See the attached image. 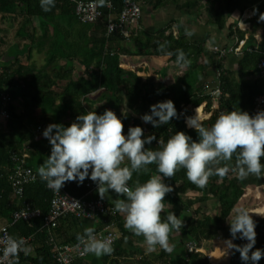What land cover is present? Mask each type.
<instances>
[{"label":"trees","instance_id":"obj_1","mask_svg":"<svg viewBox=\"0 0 264 264\" xmlns=\"http://www.w3.org/2000/svg\"><path fill=\"white\" fill-rule=\"evenodd\" d=\"M82 1L98 3L101 16L95 22L77 21L76 4L68 0H54L50 11L42 9L41 0H0V66L6 70L1 85L16 94L14 101L7 105L8 133L3 134L0 130V212L8 208L16 211L23 202L14 193L12 153H21L25 144L32 142L35 151L31 154V165L38 175L39 167L35 162L40 157L46 160L51 154L49 140L35 134L39 124L68 127L88 109L102 114L110 109L123 120L125 135L130 127L140 126L144 129V138L156 136V140L145 147L157 149L160 138L166 143L179 131L198 140L196 130L186 122L188 116L194 117L196 102L202 103L203 115H206L202 125L205 127H211L221 113L228 111L240 109L251 115L264 111V77L259 69L264 60V20L260 19L264 15V0H156L159 8L179 5L181 13L199 20L205 27L215 28L228 38L229 43L224 47L207 46L204 42H192L190 36L182 32L177 37L170 32L168 37L159 39L141 27L125 24L123 30H116L111 37V53L105 49V33L110 19L119 21L124 0ZM148 1L139 0L141 6ZM12 21L18 22L17 28L25 32L17 35L22 40L23 50L16 56L6 47L10 42L8 24ZM246 36L249 39L240 55L229 52ZM39 38L49 40L53 47L49 64L42 68L30 65L32 44ZM52 38L57 40L54 45ZM179 50L188 61L184 66L177 62ZM226 52L229 53L225 55ZM5 55L10 60L8 63L4 62ZM231 57L236 58L240 71L232 70ZM135 58L153 62L166 60L174 67L171 72L178 74L182 70V74L178 77L164 75V66L153 71L146 63L135 68L132 64ZM128 61L131 62L129 67L125 66ZM187 68L189 70L185 72ZM217 89L222 91L224 98L215 104L211 94ZM96 91L99 93L95 103L85 106L82 98ZM167 100L174 102L178 118L160 127L143 122L141 117L150 114V106ZM148 168L146 173H134L129 186L134 188L137 183L143 184L158 174L155 163ZM164 182L174 189L165 198L177 203L174 211L191 210L209 200L219 201L220 213L216 217L197 207L194 217L185 223L192 239H210L215 229L225 227L230 214L235 215L234 209L249 207L262 210L261 218L256 220L257 240L253 251L264 249V175L241 179L229 172L224 178L211 177L206 187L198 188L187 179L186 170L180 169L172 178H164ZM64 188L76 197L87 191L78 182H66ZM52 194L41 178L36 185L27 187L25 199L35 202L46 215ZM187 194L195 195L184 201L182 197ZM73 226L72 220H62L52 235L62 244L73 243L83 235H79ZM11 234L21 243L23 236L31 238L29 244L22 245L15 264H58L47 247L49 232L44 228L43 219L21 220L16 224L15 233L11 231ZM245 243L246 240L241 245ZM107 255L115 257L117 253L112 250L110 254H104V258L92 254L73 264H99ZM199 262L210 263L207 257ZM236 264L245 262L240 257ZM258 264H264V258Z\"/></svg>","mask_w":264,"mask_h":264},{"label":"clouds","instance_id":"obj_2","mask_svg":"<svg viewBox=\"0 0 264 264\" xmlns=\"http://www.w3.org/2000/svg\"><path fill=\"white\" fill-rule=\"evenodd\" d=\"M41 7L50 11L54 0H41ZM260 19L264 20V15ZM177 62H182L181 66L188 63L182 50L178 52ZM173 118H178V113L172 100L150 106V114L141 117L153 127L168 124ZM186 122L196 130L198 140L179 131L166 143L160 138L157 149L145 147L156 136L144 138V129L140 126L130 127L125 135L123 120L110 109L103 114L88 111L78 115L68 127L50 124L43 136L50 142L51 154L40 165L39 175L50 188L58 190L66 182L82 184L90 178L97 183L101 199L114 191L118 197H124L114 201V211L125 214V227L134 235L142 236L149 251L159 246L171 252L169 236L184 225L175 212L162 218L165 198L174 190L164 178H172L184 169L192 184L204 188L211 177L224 178L229 172L241 179L264 175V111L255 115L240 109L221 113L211 127L203 126L198 115L187 118ZM154 163L158 174L134 188L129 186L134 173H146ZM234 213L228 219L232 239L225 241L227 249L239 252L245 264L249 261L258 264L264 258V249L253 251L257 224L252 212L237 208ZM235 239L247 243L237 245L232 242ZM78 240L86 251L97 256L113 250L111 238L97 239L93 228H86ZM17 247V242L11 241L6 253H14Z\"/></svg>","mask_w":264,"mask_h":264},{"label":"built area","instance_id":"obj_3","mask_svg":"<svg viewBox=\"0 0 264 264\" xmlns=\"http://www.w3.org/2000/svg\"><path fill=\"white\" fill-rule=\"evenodd\" d=\"M75 2L76 4V16L82 23H93L101 16L99 5L95 1L84 2L82 0H68ZM143 17V10L139 0H124V9L119 18V22L109 20L108 28L105 36V49L106 51L110 47L111 37L116 30H123L125 24L129 27H139ZM246 29V25L242 26ZM126 35V32L123 31ZM128 35V32H127ZM249 37L246 36L241 39L238 43V47L229 52H233L236 55H240L242 48L246 45ZM260 39V38H259ZM229 52L224 53L227 55ZM260 73L264 77V60L259 65ZM5 73L0 71V103L2 109L0 110V130L3 134L8 133V124L10 120L9 112L7 111V105L14 101L16 94L13 91L6 89L1 85V80ZM220 89L215 90L211 94L212 101L218 104L224 97ZM197 103V102H196ZM202 106V103L200 104ZM206 105V103H204ZM199 106V103L193 105L194 108ZM203 107V106H202ZM190 117V116H188ZM46 124H39L35 129L37 137L42 138L44 130L47 128ZM32 142L25 144L24 149L21 153L16 151L12 153L11 159L14 164L12 183L14 193L20 197L23 201L20 208L14 213V220L17 222L24 220L33 222L36 220L43 219L44 228L49 232L47 239V247L52 252V255L58 264H73L75 261L80 259H86L90 255L94 254L85 250L83 244L79 240L70 243L62 244L55 239L52 232L55 228H58L62 220H72L74 224H79L83 221H89L94 223L95 236L97 239L111 238L112 245H115L124 235L125 231L121 226V221L118 218V212L114 211V207H111L104 196V199L98 194V185L93 182L90 178L80 185L85 186L86 193L80 197L72 195L67 191L64 186L58 190L47 187L52 191V200L50 203L49 212L44 215L42 209L35 203L26 200V190L28 186L36 185L41 176L38 175L35 169L31 165L32 153H34ZM128 162L125 161V164ZM47 183V182H46ZM253 209V208H252ZM256 211L255 221L261 218L262 210L253 209ZM232 214L228 216V219L232 218ZM230 227V226H229ZM223 237L232 239L229 228L222 231ZM11 241H16L12 234L11 228L8 225H4L0 221V264H15L17 255L22 249L24 243L29 244L31 238H26L23 243L17 242V249L14 253H6V249L9 247ZM242 243L244 240L239 239ZM187 251L191 255H205L204 245L202 241L197 239H191L187 244ZM140 259V258H138Z\"/></svg>","mask_w":264,"mask_h":264},{"label":"crops","instance_id":"obj_4","mask_svg":"<svg viewBox=\"0 0 264 264\" xmlns=\"http://www.w3.org/2000/svg\"><path fill=\"white\" fill-rule=\"evenodd\" d=\"M143 17L139 27L145 32L154 33L159 39L166 38L172 32V35L177 37L179 32L181 33H191L190 38L192 42H204L207 46L219 45L221 47L226 46L229 43V40L221 32L215 28L205 27L199 20L195 18H190L183 13H181V8L179 5L171 4L166 7H157L156 0H149L142 4ZM77 17V16H76ZM78 21V18H77ZM175 22V24H173ZM173 24V25H171ZM10 29L9 36L10 42H7V46L14 56L22 54V40L17 38L18 34L24 35L23 30L18 29V22L12 21L8 24ZM172 27L169 30V27ZM6 27V25H4ZM89 31V30H88ZM53 40L57 41L55 38ZM21 40V41H20ZM52 46L49 40L46 39H36L32 44V53L30 59V65L38 68L45 67L49 64L51 57L53 56ZM13 59L14 57H10ZM7 61H10L5 56ZM232 70L236 69L237 72L240 69L236 65V58L231 57L230 59ZM134 67L139 68L144 63L150 67L153 71H158L164 66L165 74H172L171 70L174 68L173 65H169L167 61H158L153 62L152 60H144L140 58H135ZM125 66H131V62L128 61ZM169 70V73L167 72ZM180 71H178L179 73ZM238 80V76L236 77ZM89 102V101H88ZM195 103L194 105L198 104ZM194 108V117L197 115L199 117V122L202 124L206 115H203V107L200 105ZM198 112V113H197ZM38 163L42 164L44 159L39 158ZM195 194H187L182 197L185 201L188 197ZM106 200L111 207H114V201L116 199H123L124 197H118L114 191H110L105 194ZM167 201V200H166ZM7 204V203H6ZM176 202L173 200L167 201V206H165L164 211L162 212V218L166 219L167 214L175 212L176 215L183 221V227L179 231H173L169 236V242L173 246L171 252H167L159 246L156 247L154 251H149L144 242L142 236L134 235L130 230L125 227V214L118 213V218L121 221V226L125 231V235L115 244L112 245V249L116 251L117 255L115 257H105L103 262L99 264H104L106 262H111L112 264H200V260L207 257L209 264H236L240 258V253L235 252V250L227 249L225 241L230 240L223 237V230L230 228L228 223V217L225 223L224 228L215 229L211 233V238L204 240V251L205 255L195 256L191 255L187 251V244L192 239L188 234L185 223L196 213L197 207L206 206V209L202 210L203 212L216 217L220 213V204L218 200H209L207 204L202 203L198 204L191 210L181 209L174 211L176 207ZM252 215V218L255 220L256 211L252 208H247ZM15 209L8 208L0 212V221L4 225H8L11 228V231L15 233L16 221L14 220ZM86 228H95L94 223L89 221H83L79 224H74L73 229L79 234H84ZM57 237V236H56ZM24 236L20 240H25ZM58 239V237H57ZM59 240V239H58ZM17 241V240H16ZM59 242V241H58ZM234 244L241 245L239 239L232 241ZM35 254L34 252L32 253ZM104 258V255H101ZM140 258V259H138ZM93 259V257H92ZM117 261V262H115Z\"/></svg>","mask_w":264,"mask_h":264},{"label":"rangeland","instance_id":"obj_5","mask_svg":"<svg viewBox=\"0 0 264 264\" xmlns=\"http://www.w3.org/2000/svg\"><path fill=\"white\" fill-rule=\"evenodd\" d=\"M119 22V21H118ZM54 24H56V23H54ZM57 25V24H56ZM44 28H46V27H44ZM46 29H50V28H46ZM57 29V28H56ZM55 29V30H56ZM53 34L55 35V32H53ZM260 38V37H259ZM52 41V43H53V45L56 43V41L55 40H51ZM111 47V46H110ZM110 47L108 48V52H110ZM111 53V52H110ZM115 53H113V54H111V56L112 55H114ZM6 56V55H5ZM5 56L3 57L4 58V62H9V61H7L6 59H5ZM188 70H189V68H187L186 70H185V72H188ZM0 71H2L3 73H5L6 72V70L2 67V66H0ZM180 72L178 73V74H176V73H172V74H168V76H174V77H178V76H180L181 74H182V70H179ZM168 73H169V70L167 71ZM164 75H165V73H164ZM99 93V91H96V92H94V93H92V94H89V95H86L84 98H82V100H83V104L85 105V106H92V104L93 103H95V101H96V99H95V96L97 95ZM89 101V102H88ZM92 109V108H91ZM89 110L88 109V111H93V110ZM97 112V114H102L101 112H99V111H96ZM198 113V112H197ZM44 160H45V158H43ZM35 165H37L38 167H40V163H38V161H36L35 162ZM6 169V168H5ZM4 169V170H5ZM165 206H167V201L165 200ZM204 209H206V206H203V210ZM164 211H166V210H164Z\"/></svg>","mask_w":264,"mask_h":264},{"label":"water","instance_id":"obj_6","mask_svg":"<svg viewBox=\"0 0 264 264\" xmlns=\"http://www.w3.org/2000/svg\"><path fill=\"white\" fill-rule=\"evenodd\" d=\"M7 60V59H6ZM229 230H230V228H229Z\"/></svg>","mask_w":264,"mask_h":264},{"label":"bare ground","instance_id":"obj_7","mask_svg":"<svg viewBox=\"0 0 264 264\" xmlns=\"http://www.w3.org/2000/svg\"><path fill=\"white\" fill-rule=\"evenodd\" d=\"M228 235H230V234H228Z\"/></svg>","mask_w":264,"mask_h":264}]
</instances>
